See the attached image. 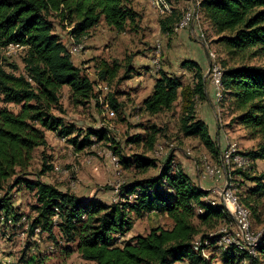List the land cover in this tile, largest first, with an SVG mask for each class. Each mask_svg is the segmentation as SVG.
<instances>
[{
    "label": "trees",
    "instance_id": "1",
    "mask_svg": "<svg viewBox=\"0 0 264 264\" xmlns=\"http://www.w3.org/2000/svg\"><path fill=\"white\" fill-rule=\"evenodd\" d=\"M199 8L210 22L217 43L231 57L264 56V0H201ZM174 13L160 21L163 33L173 32L178 22ZM140 17L132 0H0V53L10 45L25 50L24 74L7 72L0 65L2 102L20 107L18 112L6 106L0 108V224H7L8 220L18 224L25 217L13 207V187L7 185L30 166L34 151L46 146V132L68 138L76 131L75 126L54 114V111L63 112L62 89L69 88L75 104L97 100L94 83L74 64L69 47L55 33L52 19L68 27L71 38L80 43L102 22L117 32H125L136 26ZM221 64L224 69L222 101L230 100L234 111L239 113L235 122L252 135L261 137L258 147L243 155L252 163L264 162V67L248 63L233 67L225 62ZM115 65L112 68L102 62L98 69L100 77L113 81L119 69ZM182 66L193 72V86H186L181 78L160 70L142 108L156 116L170 111L182 98L181 133L185 137L198 138L214 157L219 156L221 165V149L212 138L207 123L196 117V98H207L204 72L196 62L185 61ZM109 103L118 110L114 96L109 95ZM145 130V134L130 138L129 143H145L147 151H151L160 129L152 125ZM79 136L69 140L78 150L91 147L95 143L92 137L107 139L103 129L89 130L81 141ZM119 149L114 150L115 153L120 152ZM147 151L129 157L120 154L119 162L126 169L132 168L139 175L156 168L159 172L125 183L120 189L122 201L114 205L97 198L83 200L52 185L18 178L17 186L24 184L35 192L37 205L33 209L37 216L31 221L29 232L33 235L34 230H38L52 235L53 230L59 228L67 244H73L75 251L89 264H175L184 261L216 264L213 262L215 256L209 259L203 255L204 245L196 250L195 239L199 236L202 242L208 239L200 226L214 230L221 223H232V217L223 204L214 205L207 199L210 191L193 182L172 154L158 167L157 160L149 157ZM237 174L254 184L242 205L245 209L249 207L247 210L251 213L254 208L248 199H264V171L254 176L241 170ZM153 213L166 215L172 227L158 226L148 234L121 241L133 229L135 219ZM218 239L219 236H215L210 241L217 244ZM256 253L253 256L233 246L222 249L218 255L222 264H240L244 260L264 264V238ZM24 264L40 262L31 257Z\"/></svg>",
    "mask_w": 264,
    "mask_h": 264
},
{
    "label": "rangeland",
    "instance_id": "2",
    "mask_svg": "<svg viewBox=\"0 0 264 264\" xmlns=\"http://www.w3.org/2000/svg\"><path fill=\"white\" fill-rule=\"evenodd\" d=\"M142 1L147 3L141 7V17L136 26L129 27L125 32H117L102 22L92 29L80 43L71 38L68 27L52 19L55 33L63 44L76 50V56L73 55L72 60L94 83L97 100L92 99L90 103L83 105L75 104L69 88L62 89L60 104L63 112L54 111V114L62 118L68 125L75 126L76 131L68 138L60 137L56 132H46V146L37 148L33 153L30 166L18 177L9 181L7 187H13L11 191L13 207L17 208L19 213L25 217L18 224H12V220H8L7 224L1 222L0 264H24L31 257L38 258L40 264H89L75 251L73 244H67L66 238L61 235L59 228H55L52 235L38 230H34L32 235L26 229L25 224L30 227L31 221L37 216L33 209L37 205L35 192L29 190L24 184L17 186L16 180L19 178L30 182L40 181L83 200L97 198L108 205L117 204L122 201L120 189L125 183L134 178L152 177L159 172V169L156 168L150 169L147 174L139 175L132 168L126 169L119 162L120 154L127 157L135 153L146 154L145 143H129V139L145 134V128L148 126H156L160 129V133L154 149L147 151V155L157 160L158 167H161L171 154L174 156L175 162L182 167L181 159L186 161L189 164V173L192 174L193 182L197 184L199 179V184L208 182L209 187H215L212 198L217 202H219L217 200L219 192L223 190L226 204H231L226 193L232 191L238 198V202L244 206V200L248 198L249 191L254 188V184L237 174V171L248 172L253 176L264 171V162L252 163L249 158L250 165L245 169L236 166L235 163L227 165L223 162L226 152L234 151L235 154L242 153L241 155H243V153L255 150L261 142V137L252 135L234 121L239 113L234 111L230 100L222 101L224 87L221 92L217 89L216 84L214 88L208 79V71L205 75L207 98L206 100L196 98V117L207 122L212 138L222 151L221 165L219 156L214 157L198 138L185 137L181 133L182 98L177 100L170 111L151 116L143 110L141 105L140 95L143 90L138 92L141 86L139 75H143V86L144 83L149 82L152 73L158 74L160 70L170 73L169 75L173 77L181 78L186 86H193L195 83L193 72L185 67L182 69L181 65L185 55H188V51L182 49L183 51L177 54L174 46L178 31L189 30L191 21L198 16L199 19L196 23L201 29L198 36L200 38L204 34V40H200V42L208 47L210 67L217 64L224 70L221 64L223 62L227 63L228 67L243 63L264 67V56L251 59L240 56L231 57L226 49L217 43L218 38L214 34L210 22L200 12L201 0H189L191 1L189 8L183 6L184 0L181 4H177L179 0ZM157 2L162 8H164L162 4L165 2L168 9L164 8L158 12L155 9L158 8ZM146 6L156 14L153 23L146 16ZM173 11L178 22L171 34L163 33L160 29V21L170 16ZM187 15L193 17L189 19L187 27L178 28L180 22ZM81 45H83L82 48ZM158 47H160V53L156 52ZM210 53H212V57H210ZM24 55V48L12 51L10 47L1 51L0 65L2 64L7 72H14L16 75L24 74ZM102 62H106L112 68L117 64L115 66H118L119 69L113 81L103 80L100 77L98 69ZM146 64L149 65L147 69L144 67ZM132 68L135 69L134 73L131 72ZM149 71L152 72L149 74ZM212 88L213 90H211ZM109 95L114 96L118 105L117 111L110 105ZM3 106L13 112H18L20 109L14 104H4L0 97V108ZM100 129L106 131L107 139L98 140L92 137L91 140L95 143L91 147L78 150L69 141L78 135H80L78 138L81 141L89 130ZM118 148H120V152L115 153ZM48 167L51 169L45 171ZM217 169L221 170L220 176L206 177L210 176V172H217ZM248 201L254 208L251 210V231L253 234H262V238L258 242L260 244L264 238V199H248ZM225 202L222 201V204L226 211L230 212L233 222L221 223L214 230L200 226L201 231L207 235L208 239H205V242H202L200 236L195 239L196 250L198 246L204 245L206 248H204L203 255L209 259L215 256L213 262L216 264H222L218 255L222 249L228 250L235 246L228 233L236 230V217H233L236 215L233 213L232 216L231 212H233L232 208L235 211L237 206L232 204V208H230L225 205ZM132 216L134 217V215ZM196 223L199 224L198 221ZM158 226L169 229L172 227V221L164 215L146 214L142 218L134 220L133 229L121 241H128L137 235L148 234ZM223 234L228 236H222ZM215 236H219L218 243L212 244L210 238ZM237 245L240 246V244ZM257 247L250 249L248 254L256 256ZM68 248H72L71 251H68ZM235 248L243 251L237 246ZM22 258H24L23 261ZM240 264L255 263L244 260Z\"/></svg>",
    "mask_w": 264,
    "mask_h": 264
},
{
    "label": "crops",
    "instance_id": "3",
    "mask_svg": "<svg viewBox=\"0 0 264 264\" xmlns=\"http://www.w3.org/2000/svg\"><path fill=\"white\" fill-rule=\"evenodd\" d=\"M146 3L147 2H144L142 0H132V6H133V8L137 12H139V13L141 12V9H142L141 7H143ZM181 3H182V0L177 1V4H181ZM183 6L185 8H189L191 6V1L184 0L183 1ZM146 13H147L146 16H148L149 21L151 23H153L154 22V18H156V14H154V12H152V10L149 9V7L146 8ZM198 19H199V16L196 17V18H194L191 21V27L189 28V30H180V31H178V34L176 36L177 39L175 40L174 50H175V53L179 54V53H181V51H183L184 49H186L188 51L187 52L188 55H185V58L181 62V65L185 61L196 62L202 68V70L204 72V80L206 81L205 75H206V73L208 71V68H209L211 62H210V58L208 56V50H207L208 47L205 46L204 44H201L198 41V33L201 30L200 29V26H197V23H196V21ZM160 29H161V26H160ZM210 54H212V53H210ZM146 66H144V67L147 69L149 65L146 64ZM182 69H185V68L182 67ZM131 72L134 73L135 72V69L132 68V71ZM150 72H152V71H149V74H150ZM164 72H166V71H164ZM136 73H137V71H136ZM138 73H140V72H138ZM166 73H168V72H166ZM168 74H170V73H168ZM151 75H152V77L150 78L149 82H147V84L144 83L143 86H142L143 75H139V77H138V79L140 80L139 83H141V86H140V89L138 90V92L143 90L142 91L143 93L142 94L140 93L141 94L140 95L141 105H142L143 101L148 96L151 95V93L153 91V88H154L155 81L158 78V74L157 73L156 74L152 73ZM211 90H213V88ZM206 93H207V91H206ZM202 120H204V119H202ZM180 163L183 165V168L185 169V171L188 172L187 174L191 178H193L191 172L189 173V164H187V162L184 161V160H182V159H181ZM197 185H199L205 191H210V195L207 197V199L212 204H214V205L219 204V203L222 204V200H221L220 194H219V198L217 199L219 202H217L216 199L212 198V194L215 193L214 192L215 191L214 190L215 187H209V183L208 182H204V184L200 182V184H199V179H198ZM186 263H188V262L187 261L177 262L175 264H186Z\"/></svg>",
    "mask_w": 264,
    "mask_h": 264
},
{
    "label": "bare ground",
    "instance_id": "4",
    "mask_svg": "<svg viewBox=\"0 0 264 264\" xmlns=\"http://www.w3.org/2000/svg\"><path fill=\"white\" fill-rule=\"evenodd\" d=\"M159 8V10H163L164 8L168 9L167 8V4L165 2H163L162 6L164 8H162L160 5H159V2L156 3ZM165 12V11H164ZM193 12H196V11H193ZM193 16V15H192ZM190 16L187 15L181 22L180 24L178 25V28H185L187 27L188 25V22H189V18ZM200 40L203 41L204 40V34L200 37ZM156 52H161L160 51V47H158V51L156 50ZM210 57H212V54H210ZM210 71H211V74H217V81H216V87L217 89L221 92L223 91V84H222V77H223V70L221 68V66H217V64H213L211 67H210ZM216 89V90H217ZM223 93V92H222ZM219 94V93H218ZM222 96V95H220ZM223 162L226 163L227 165H229L230 163H235L236 166L238 167H241L242 169L248 167L250 165L249 163V159L246 158L245 156L241 155V154H235L234 151H231V152H226V154L224 155V158H223ZM238 164V165H237ZM225 166V165H224ZM208 170L210 171V169L208 168ZM227 197H228V200L231 204L233 205H236L237 207L235 208V211L238 215H241V216H244V233L245 235H251V237H246V244H253V238H258V242L261 240L262 238V234H253L252 231H251V213L249 210L245 209L241 203L238 202V198L235 196V194L232 192V191H228L226 193ZM228 211V210H227ZM230 213V212H229ZM232 216H233V212H231ZM233 217H236V216H233ZM226 234H223V236H225ZM228 236V235H226ZM256 242L253 244V248H250V247H246L245 245V242L244 241H232L233 245H235L234 247H239L241 250V252H246V253H249L248 251L250 249H254L256 248L259 243ZM237 244H240L237 245Z\"/></svg>",
    "mask_w": 264,
    "mask_h": 264
},
{
    "label": "built area",
    "instance_id": "5",
    "mask_svg": "<svg viewBox=\"0 0 264 264\" xmlns=\"http://www.w3.org/2000/svg\"><path fill=\"white\" fill-rule=\"evenodd\" d=\"M145 1H147V0H145ZM155 9L158 12H160L159 8H155ZM189 18H193V17H189ZM198 41L200 42L199 36H198ZM10 46L12 48V51L18 49L17 45H10ZM82 46L83 45H81V48H82ZM69 52H70V54L72 56L73 55L76 56V50H73L72 48H69ZM158 53H160V52H158ZM208 79L211 81L213 87L215 88V84H216V81H217V74H211L210 66H209V69H208ZM222 172H223V169H222ZM220 174H221V170L217 169V172H210V176H206V177H209V178L218 177V176H220ZM219 194H220V197H221L222 201L225 202V195H224L223 190H221L219 192ZM225 205L230 207V208H232V204H226V202H225ZM232 211L236 215V230H234V232H232V233L231 232L228 233L230 240L231 241H244L246 247L253 248V244L258 242V238H253V244H246V237H251V235H245V233H244V216L238 215L236 212H234V208H232ZM11 223L13 224V221H11ZM25 226H26V229L29 230V225L25 224ZM198 248H199V246H198Z\"/></svg>",
    "mask_w": 264,
    "mask_h": 264
},
{
    "label": "water",
    "instance_id": "6",
    "mask_svg": "<svg viewBox=\"0 0 264 264\" xmlns=\"http://www.w3.org/2000/svg\"><path fill=\"white\" fill-rule=\"evenodd\" d=\"M207 76H208V74H207Z\"/></svg>",
    "mask_w": 264,
    "mask_h": 264
}]
</instances>
